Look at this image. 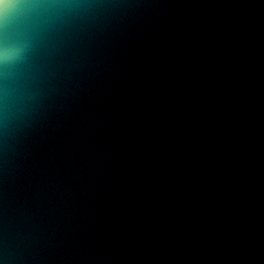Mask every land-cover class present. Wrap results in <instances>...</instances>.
I'll use <instances>...</instances> for the list:
<instances>
[{"label": "water", "instance_id": "1", "mask_svg": "<svg viewBox=\"0 0 264 264\" xmlns=\"http://www.w3.org/2000/svg\"><path fill=\"white\" fill-rule=\"evenodd\" d=\"M11 43L0 264H264V0H23Z\"/></svg>", "mask_w": 264, "mask_h": 264}, {"label": "clouds", "instance_id": "2", "mask_svg": "<svg viewBox=\"0 0 264 264\" xmlns=\"http://www.w3.org/2000/svg\"><path fill=\"white\" fill-rule=\"evenodd\" d=\"M23 10V0H0V29L9 27ZM23 49L11 43L0 45V66H9L22 57Z\"/></svg>", "mask_w": 264, "mask_h": 264}]
</instances>
